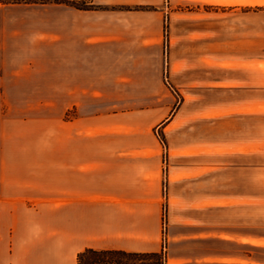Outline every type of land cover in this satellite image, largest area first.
I'll return each mask as SVG.
<instances>
[{"label": "crops", "instance_id": "obj_1", "mask_svg": "<svg viewBox=\"0 0 264 264\" xmlns=\"http://www.w3.org/2000/svg\"><path fill=\"white\" fill-rule=\"evenodd\" d=\"M18 1L0 5L1 62L11 46L67 39L63 3L42 0L34 12L23 8L32 0ZM98 1L103 11L68 9L82 20L101 18L94 37L88 21L69 18L67 29H83L87 44L103 42V57H123L127 35L138 57H163L167 9L201 0ZM13 10L23 15L14 19ZM199 37L194 60L186 36L158 60L157 79L167 73L182 96L163 113L148 106L70 117L67 108L57 115L1 109L0 264H76L89 247L163 251L165 264H264V213H252L253 205L264 209V179L258 194L252 181L253 167L264 175V131L252 133L253 113H264V53L214 39L211 91L198 80L181 85L193 71L204 78ZM4 77L0 94L9 93ZM98 116L103 133L93 136ZM101 137L103 149L85 148Z\"/></svg>", "mask_w": 264, "mask_h": 264}, {"label": "rangeland", "instance_id": "obj_2", "mask_svg": "<svg viewBox=\"0 0 264 264\" xmlns=\"http://www.w3.org/2000/svg\"><path fill=\"white\" fill-rule=\"evenodd\" d=\"M86 1L103 7V3L98 0ZM201 1L196 5L186 4L167 9L172 12L167 13V20L163 24V57H138L129 35L123 45V57H103V42L87 44L84 40L86 32L77 28L67 29L65 22L69 18V21L75 18V22L88 21L93 35L99 31L101 18L91 17L82 20L81 16L77 14L73 16L72 12H68V9L75 10L73 6L68 2H61L63 3L61 9H64V14L63 11L61 14L65 19L62 20L64 21L62 25L67 39L62 43L40 46L22 48L11 46L9 48L11 56L6 57L5 62L0 61V77L4 71L5 77L2 82L5 81L9 89V93L0 94V112L5 106L15 115H57L67 108L65 117H70L79 113L94 114L148 106L156 107L163 113L177 105L182 96L176 87L178 85L175 86L167 73L164 76L163 72L157 79L158 60L163 63L164 56L169 54V43L172 50L184 36L187 37L186 51L189 59L194 60L195 46L192 44L197 34L200 35L198 39L201 41L198 56L200 57L202 53L204 58V78L196 77L193 71L191 78L187 81L182 80L181 85L198 80L205 84L203 87L205 90L211 91L213 67L210 59L213 57V43L217 39L231 43V46L250 45L252 53H264V0ZM13 2L21 1L0 0V5ZM26 2L29 5H24L23 8L28 7L26 9H34L35 12L37 8H41L37 4L46 1ZM134 7L136 6L130 7L131 10L152 9L147 6ZM13 11L14 19L23 15L20 10ZM75 12L78 13L77 10ZM32 17L35 20L34 14ZM119 51L118 47V54ZM116 73L123 75V78L117 79ZM252 123L254 137L264 131V113H253ZM100 124L98 116L92 123L93 136L103 133ZM157 136L164 142L160 130L157 131ZM256 144L253 142V145ZM85 148L103 149V137L93 139L89 145L86 141ZM258 163L259 157H253V165ZM252 173L253 192L258 194L264 175L260 168L255 167ZM252 213L253 219H256L264 213V209L259 205H253ZM159 254L165 262L163 251Z\"/></svg>", "mask_w": 264, "mask_h": 264}, {"label": "trees", "instance_id": "obj_3", "mask_svg": "<svg viewBox=\"0 0 264 264\" xmlns=\"http://www.w3.org/2000/svg\"><path fill=\"white\" fill-rule=\"evenodd\" d=\"M55 2H68L71 6L83 10L103 9L101 5L86 0H55ZM76 264H165V262L156 252H126L89 247L76 254Z\"/></svg>", "mask_w": 264, "mask_h": 264}]
</instances>
